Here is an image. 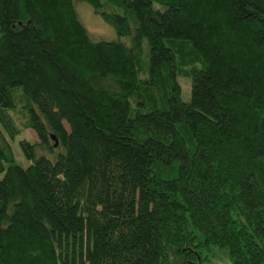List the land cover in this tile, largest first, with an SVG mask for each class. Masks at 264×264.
<instances>
[{
    "label": "trees",
    "instance_id": "trees-1",
    "mask_svg": "<svg viewBox=\"0 0 264 264\" xmlns=\"http://www.w3.org/2000/svg\"><path fill=\"white\" fill-rule=\"evenodd\" d=\"M80 1L0 0V264H264V0Z\"/></svg>",
    "mask_w": 264,
    "mask_h": 264
},
{
    "label": "rangeland",
    "instance_id": "rangeland-1",
    "mask_svg": "<svg viewBox=\"0 0 264 264\" xmlns=\"http://www.w3.org/2000/svg\"><path fill=\"white\" fill-rule=\"evenodd\" d=\"M72 4L79 22L88 32V34H90L94 38L93 41L97 42V41L119 40L120 42H123L125 45H127V41L125 39H118L115 35L112 26L109 23L105 22L101 18V16L95 14L89 5H87L84 2H81L80 0H72ZM176 82L180 89L181 101L187 103L190 94L189 80L177 76ZM14 103L16 108L22 111L23 114V110L19 108V104L16 102L15 99H14ZM23 139L32 143L35 141V136L33 135L32 132L27 130L24 133H22L21 136L16 137L14 141L10 143V146L12 148L15 163L18 166L25 168L28 165V162L24 159L18 146V142ZM1 176L2 175H0V177ZM202 252H203L202 257L203 258L205 257V260L209 264H231L229 254L225 249L213 247V248H209L208 251L205 250Z\"/></svg>",
    "mask_w": 264,
    "mask_h": 264
},
{
    "label": "water",
    "instance_id": "water-1",
    "mask_svg": "<svg viewBox=\"0 0 264 264\" xmlns=\"http://www.w3.org/2000/svg\"><path fill=\"white\" fill-rule=\"evenodd\" d=\"M51 140L55 142V140H54V138H53V137H51ZM55 145H56V144H54V146H55Z\"/></svg>",
    "mask_w": 264,
    "mask_h": 264
}]
</instances>
